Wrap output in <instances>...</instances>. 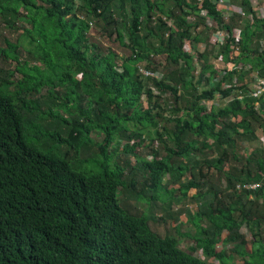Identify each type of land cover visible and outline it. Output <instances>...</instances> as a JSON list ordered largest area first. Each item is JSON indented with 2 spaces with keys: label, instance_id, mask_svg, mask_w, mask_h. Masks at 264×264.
I'll return each instance as SVG.
<instances>
[{
  "label": "trees",
  "instance_id": "trees-1",
  "mask_svg": "<svg viewBox=\"0 0 264 264\" xmlns=\"http://www.w3.org/2000/svg\"><path fill=\"white\" fill-rule=\"evenodd\" d=\"M234 4L0 0V264H264V18Z\"/></svg>",
  "mask_w": 264,
  "mask_h": 264
},
{
  "label": "built area",
  "instance_id": "built-area-1",
  "mask_svg": "<svg viewBox=\"0 0 264 264\" xmlns=\"http://www.w3.org/2000/svg\"><path fill=\"white\" fill-rule=\"evenodd\" d=\"M201 1V0H200ZM242 0H210L211 3L216 5L223 16L224 22L229 23L230 19L234 15H239L241 18L244 19H249L251 20V15L250 13L246 12L245 9H243L241 6H237L234 4V2L240 3ZM249 7L253 13H255L256 17L258 18H264V0H249ZM207 26L210 28H215L216 22L208 18L206 20ZM231 37L234 39L233 41L237 43L240 40V30L238 27L233 28V31L231 33ZM227 38V31L225 30H220L218 29L214 35L212 36V42L213 43H221L222 41ZM204 47V46H203ZM231 49H233V55H236L238 53V47H233L231 46ZM187 50L190 51V45L187 44ZM192 53V51H191ZM193 56L197 58L196 52H193ZM233 59V56L231 57ZM216 66L218 69H220V74L223 75L225 73L224 69H231L234 66V62L229 61V64L224 65L220 63L219 61H215ZM141 72L145 74L146 76L153 77L155 74L151 71H147L144 69H141ZM199 71H197L198 74ZM250 89L248 91V96L255 99V109L256 111L261 115L264 116V78L259 77L258 73L256 71H253L250 73ZM227 87V86H224ZM238 98L243 99L244 94L241 93V91H238ZM218 100H215L218 104H220L219 99L220 96H217ZM230 100V99H229ZM228 100V101H229ZM261 100V102H259ZM227 102V101H226ZM225 102L223 101V105ZM264 137V136H263ZM250 150V149H249ZM259 183H252V184H243L242 187L240 185L237 186V189H246V190H251L255 191L258 188H260Z\"/></svg>",
  "mask_w": 264,
  "mask_h": 264
},
{
  "label": "rangeland",
  "instance_id": "rangeland-1",
  "mask_svg": "<svg viewBox=\"0 0 264 264\" xmlns=\"http://www.w3.org/2000/svg\"><path fill=\"white\" fill-rule=\"evenodd\" d=\"M0 32H1V28H0ZM90 32H91L92 35H95V36L98 35L97 32L94 31L93 29L90 30ZM97 40H101V41H103V43H104L107 47H109L110 49H112L113 51H115L116 53H118L119 55H124V54L126 53V51H125L124 49L120 48V46L118 45V43L115 42L114 40H110V39L103 38V37H101L100 39H97ZM202 46H203V45H202ZM192 53H193V52H192ZM158 60H162V58H158ZM205 104L209 105L210 102H206ZM217 105H219V104L217 103ZM181 221H186V217H185L184 215H182V217H181ZM172 224H173V222H172ZM173 225H174V224H173ZM186 229H187V228L184 227V228L182 229V231L185 232ZM187 230H189V229H187ZM189 231H191V232L193 233V230H192V229H190ZM241 232H242V234H244L246 237H248L247 241H248V245H250L251 237H250V233L248 232L247 228H246V227H243V228L241 229ZM223 236H225V234H224ZM191 243H192V241H191L189 238H185V239L181 242V246H183V248H187ZM228 246L230 247V245H227V247H228ZM222 247H223V245L218 244V247H217V248H218V250H220V248H222ZM201 257L204 258V259H206V260H208V261H210V262H214L215 264H219V263L217 262V260H216L214 257H207V256H204V255H202V254H201ZM234 264H242V262H241L239 259H238V260L236 259V260L234 261Z\"/></svg>",
  "mask_w": 264,
  "mask_h": 264
},
{
  "label": "crops",
  "instance_id": "crops-1",
  "mask_svg": "<svg viewBox=\"0 0 264 264\" xmlns=\"http://www.w3.org/2000/svg\"><path fill=\"white\" fill-rule=\"evenodd\" d=\"M264 133L260 132V130L257 131V137H258V143L259 147H263L264 148ZM247 146V145H246ZM254 145L252 147H248V149H253Z\"/></svg>",
  "mask_w": 264,
  "mask_h": 264
}]
</instances>
